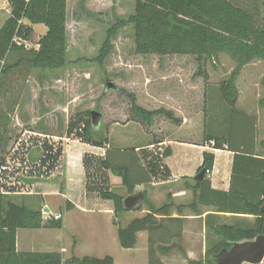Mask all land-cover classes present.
<instances>
[{
  "label": "rangeland",
  "instance_id": "1",
  "mask_svg": "<svg viewBox=\"0 0 264 264\" xmlns=\"http://www.w3.org/2000/svg\"><path fill=\"white\" fill-rule=\"evenodd\" d=\"M106 7L103 3L87 6L85 0L75 8L69 6L64 66L41 69L24 62L0 77V161L10 167L0 178V189L14 201L26 197L22 193L44 189L62 191L71 180L84 186L88 195L99 196V191L106 188L123 197L129 195L120 182H111L110 171L107 170L104 177L97 172L99 164L95 159L99 156L91 152L94 145L81 140L82 124L72 134H67L69 121L89 110L102 113L98 129L92 130V140L100 141L103 147H142L155 156L163 152L166 144H156L154 140L187 138L174 132L182 116L192 118L190 140L204 142L208 134L227 132L223 122L226 104L219 86L237 67L234 58L226 52L200 58L191 54H140L135 51L133 25L128 24L115 32L110 53L98 62L97 55L107 29L117 19L127 18L134 11L130 0H126L120 14L116 6ZM10 8L7 0H0V22ZM74 20L80 23L76 26ZM24 45L27 49L36 47L34 42ZM15 61L11 56L6 64ZM263 78L264 60L252 59L240 67L235 80L236 102L255 112L261 127L264 126ZM107 83H113L114 87L107 88ZM134 104L146 110H169L174 120L163 114L156 115L150 124L135 120ZM206 143L212 145L208 140ZM69 154H72L70 163L74 172L69 165ZM85 157L90 160L89 170ZM142 158L145 159L143 155ZM76 169L84 170L81 177ZM164 178L168 179L167 176L155 177L157 181ZM138 191H145L148 197V186L136 188L133 193ZM59 199V196H46L45 202L52 211L59 210L63 220H69L64 240L75 241L77 247H68L67 256H96L107 252H99L97 245L94 246L97 242L98 247H111L114 252L110 239L99 233L91 235L85 229L91 223L106 230L105 220L83 219L77 212H66L64 207H56ZM106 202L113 205L111 200ZM35 206H41L38 200ZM145 206L143 203L140 210L132 211L126 218L118 215L115 224L121 226L134 216H143ZM254 220L247 219L242 224H252ZM217 238L214 230L206 227L204 248ZM141 242L142 238L139 244ZM200 248L197 259H202L205 253ZM128 255L126 252V256L120 257L125 259ZM176 262L170 261V264Z\"/></svg>",
  "mask_w": 264,
  "mask_h": 264
},
{
  "label": "trees",
  "instance_id": "2",
  "mask_svg": "<svg viewBox=\"0 0 264 264\" xmlns=\"http://www.w3.org/2000/svg\"><path fill=\"white\" fill-rule=\"evenodd\" d=\"M11 10L7 19L0 26V77L6 75L13 66L27 63L34 68L58 69L66 64V0H7ZM43 23L47 31L38 40V48H25L24 43L32 38L31 26L23 23ZM128 24L134 28L135 51L140 54H191L200 57H214L220 52L230 54L237 63L228 79L220 82L219 90L226 104L223 122L226 133L208 134L205 139L212 141L213 148L225 145L234 152L232 175L249 177L259 182V197L251 200L245 193H236L238 202L231 203L224 209L252 214V224H221L213 227L218 238L206 248L204 258L189 260L188 264H217L214 255L222 248L230 247L233 241L254 239L264 234V157L257 156L255 150L254 118L247 122L243 117L248 115L236 107L237 89L235 80L242 65L252 59L264 60V0H135L134 11L127 18H119L107 29L106 37L99 49L97 61L102 62L110 53L111 38L115 32ZM15 57L16 61L7 65V60ZM264 82V78H263ZM264 104V99L261 100ZM135 120L150 124L156 115L163 114L174 120L169 110H146L138 105L132 106ZM89 112H83L68 123L67 134H72L82 124L81 140L97 147H103L100 141L91 139L92 124ZM239 130L242 131L239 136ZM153 142H160L153 141ZM153 144V143H152ZM264 149V140L260 143ZM144 150V151H143ZM145 165L135 146L119 148L106 147L102 159H95L99 166L97 172L105 176V171L121 178V184L129 194L139 184L152 181V177L168 176V170L161 163V157L171 154L166 146L159 156L143 149ZM46 154V153H45ZM45 157H48L46 154ZM50 157V155H49ZM44 161V158L41 159ZM89 170V158L85 157ZM4 161H0V165ZM214 162V153L205 151L203 161L197 173L202 169L210 172ZM89 163V164H88ZM89 173V172H88ZM95 180V178H93ZM204 178L198 179L201 182ZM143 197L148 212L142 217L133 218L124 227L119 226L117 237L122 248H133L137 242V233L156 226V215L170 214L171 203L160 207L150 203L145 191ZM233 193V189L230 190ZM102 199L111 200L115 217L128 212L123 205L124 197L106 188L99 191ZM229 207V208H230ZM221 208V207H220ZM141 209V208H140ZM139 209V210H140ZM61 221L49 219L44 221L41 209H32L11 199L0 191V264H62L59 252L17 251L16 232L19 228H59ZM164 249V247H162ZM149 253L150 249H149ZM66 263L70 264H113L110 255L94 257L84 255L71 256ZM151 264V262H150ZM261 264H264V259Z\"/></svg>",
  "mask_w": 264,
  "mask_h": 264
},
{
  "label": "crops",
  "instance_id": "3",
  "mask_svg": "<svg viewBox=\"0 0 264 264\" xmlns=\"http://www.w3.org/2000/svg\"><path fill=\"white\" fill-rule=\"evenodd\" d=\"M81 2L82 0H66L67 13L69 6L75 8ZM85 2L87 6H91L92 4L100 6V3H103L107 7L116 6V11L120 14L126 0H85ZM130 2L134 7L135 0H130ZM10 10L11 8L7 16L0 22V26L9 16ZM23 23L31 26L33 30L31 40L25 43L34 42L36 45L34 48L37 49L39 46L37 43L39 38L47 31L46 25L43 23L33 24L27 19H23ZM73 23L77 26L80 22L74 20ZM236 107L248 114L246 117L241 116L248 123H251L249 121L250 116L254 118V153L257 156L264 157V149L260 145L261 141L264 140V126L262 125L261 127L255 112L250 109H244L238 104V101L236 102ZM179 122L180 124L174 129V132L187 138L178 137L167 141L160 140V142L156 143L160 145L166 144L171 149L169 156L162 157L160 155L161 163L168 170V179L164 178L157 181L152 177L150 183L139 184L135 187V189H142L148 186V199L156 207H160L167 202L171 203L170 214L168 216L156 215L158 224L148 230L139 231L137 233L136 245L133 248L126 249L119 245L117 230L120 225L118 223L116 225L114 222L117 219L113 212V205H110L106 202L107 200L104 201L97 195H88L84 186L72 180L65 183V188L62 191L61 189H44L42 191L37 190L35 193H22L26 197H21L18 203H22L32 209H41L44 205L50 208L49 204L45 202V197L51 195L59 196L60 199L57 201L58 204H55L57 205L56 207H64L66 212H77L79 214L78 217L83 219L86 217H96L105 220L106 230L97 228L98 225H90L91 223L86 225L85 229L91 235H97L99 233L101 236H105L107 240L110 239V244L114 252H112L111 247L109 249H104V246L98 247L97 242L94 244V246L97 245L96 249H99V252H107L93 256L101 258L110 255L113 258V264H150V262L151 264H170V261H177L174 264H187L189 260H200L197 259L196 254L200 251V247H202V252L206 250L204 248L206 227L213 229V227L221 224H236L242 223L247 219H255V216L252 214L235 212L237 210L231 209L230 206H228V209L222 207L238 202L235 199V195L238 192L245 193L251 200L258 199L257 197H259L261 186L258 181L249 177L238 176L237 174L232 175L234 152L229 150L225 145L223 148L217 149L212 147V141H208L212 144L210 145L206 143L207 140L204 142L190 140L188 138L189 134L191 135L189 129L190 123L193 122L191 117L182 116ZM260 132L262 133L261 136H259ZM241 133L242 131L239 130V136H241ZM105 149L106 147L94 146V151L92 150L91 152L96 155L98 154L99 157L97 159H102L105 155ZM136 150L141 158L142 164L145 165V161L141 155L142 147H136ZM205 151H212L214 153V162L211 171L205 174L201 182H198V179H195V175L197 174L199 166L202 164L203 153ZM68 158L72 170L73 166L70 163L72 154H69ZM83 171V169H76L79 177H81ZM110 180L116 184L118 182L121 183V178L112 173L110 174ZM232 189L233 193H230ZM3 193L5 192L3 191ZM166 198L167 201L164 200ZM61 199L63 203H60ZM37 200L41 204L40 207L35 206ZM132 211L129 210L119 216L126 218L127 214L133 213ZM53 212L61 214V226L59 228L41 227L36 229H17L16 249L20 252H59L62 257V264H70L65 262L71 257L69 254L68 256L66 255L68 247H77V244H75V241L72 243L68 239V242H65L64 230L68 228L69 220L68 218L63 220V214L59 210H53ZM142 212L145 215L148 210L145 208ZM136 217L142 216H134L133 218ZM128 222L121 225V227L126 226ZM140 238H142L141 244H139ZM149 249L151 253H149ZM126 252L127 255L129 254V257L125 259L121 258L120 255L126 256ZM203 258L204 253L202 255Z\"/></svg>",
  "mask_w": 264,
  "mask_h": 264
},
{
  "label": "water",
  "instance_id": "4",
  "mask_svg": "<svg viewBox=\"0 0 264 264\" xmlns=\"http://www.w3.org/2000/svg\"><path fill=\"white\" fill-rule=\"evenodd\" d=\"M107 88L114 87L113 83H107ZM90 122L94 129H98L102 113L97 110H89ZM205 177V170L202 169L195 175V179ZM143 192L129 194L124 197L123 205L128 210L137 211L143 205ZM217 264H261L264 259V234L257 235L254 239L233 241L228 248H222L214 255Z\"/></svg>",
  "mask_w": 264,
  "mask_h": 264
},
{
  "label": "built area",
  "instance_id": "5",
  "mask_svg": "<svg viewBox=\"0 0 264 264\" xmlns=\"http://www.w3.org/2000/svg\"><path fill=\"white\" fill-rule=\"evenodd\" d=\"M24 1H28V0H24ZM9 168L10 167H9L8 163H2L0 165V178L3 176V174L6 170H9ZM0 191L3 192L2 189H0ZM41 215H42V219L44 221L49 220V219H54V220L61 219V214L53 212L47 205H44L41 208ZM242 264H248V263L244 262Z\"/></svg>",
  "mask_w": 264,
  "mask_h": 264
}]
</instances>
